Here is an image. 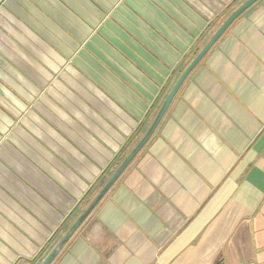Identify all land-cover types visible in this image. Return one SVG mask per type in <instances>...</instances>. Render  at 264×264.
<instances>
[{
    "label": "crops",
    "instance_id": "0c3cea01",
    "mask_svg": "<svg viewBox=\"0 0 264 264\" xmlns=\"http://www.w3.org/2000/svg\"><path fill=\"white\" fill-rule=\"evenodd\" d=\"M245 1L0 0V264L45 261ZM217 263L264 264V0L52 264Z\"/></svg>",
    "mask_w": 264,
    "mask_h": 264
},
{
    "label": "water",
    "instance_id": "95a60500",
    "mask_svg": "<svg viewBox=\"0 0 264 264\" xmlns=\"http://www.w3.org/2000/svg\"><path fill=\"white\" fill-rule=\"evenodd\" d=\"M260 0H247L242 5H240L232 14L221 24V26L216 30L213 36L205 44V46L200 50L196 57L188 64L185 70L181 73L179 78L176 80L175 84L172 86L170 92L165 98L163 104L161 105L152 125L148 129L145 136L139 141L130 155L126 158L124 163L118 168L114 175L109 179L105 186L101 189L99 194L96 196L89 208L79 217L78 221L72 227L70 233L64 237V239L52 250V252L47 256L42 264H52L57 258L58 254L62 250L64 244L68 242L73 235L78 231L82 223L87 220V218L92 214L99 203L104 199V197L109 193L112 187L116 184L122 174L127 170L132 161L141 152L145 145L150 141V139L155 134L162 120L164 119L166 113L168 112L171 104L178 95L182 86L192 74V72L197 68V66L204 60V58L210 53V51L215 47V45L221 40V38L227 33L231 26L238 20L245 12L257 4ZM218 264V263H217Z\"/></svg>",
    "mask_w": 264,
    "mask_h": 264
},
{
    "label": "trees",
    "instance_id": "16d2710c",
    "mask_svg": "<svg viewBox=\"0 0 264 264\" xmlns=\"http://www.w3.org/2000/svg\"><path fill=\"white\" fill-rule=\"evenodd\" d=\"M200 49H201V48H200ZM200 49H199V50H198V49L196 50V52H195V54L193 55L192 59L195 58V56L200 52ZM192 59H191V60H192ZM186 66H187V65H186ZM106 183H107V182H106ZM106 183H104V185H102V187L105 186Z\"/></svg>",
    "mask_w": 264,
    "mask_h": 264
}]
</instances>
